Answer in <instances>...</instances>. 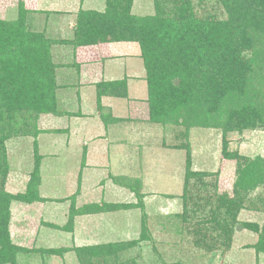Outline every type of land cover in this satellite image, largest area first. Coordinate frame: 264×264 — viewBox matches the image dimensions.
<instances>
[{"label": "rangeland", "instance_id": "1", "mask_svg": "<svg viewBox=\"0 0 264 264\" xmlns=\"http://www.w3.org/2000/svg\"><path fill=\"white\" fill-rule=\"evenodd\" d=\"M192 3L191 10L199 18L227 19L221 0ZM105 4V0H0V22L22 23L29 33L47 41L49 58L40 63L55 93V100L43 111L17 106L20 111L13 108L10 118L4 113L6 123L18 119L19 128L9 125L11 132L0 131V188L13 197L0 241L19 249L18 264H81L77 249L117 244L123 249L86 262L264 264V252L258 251L264 236V183L250 191L237 187L244 167L256 158L264 164V83L250 81L239 89L247 95L243 104L238 102L237 117L253 109L260 117L254 126L227 134L212 127V116L209 127L197 115L191 119L185 112L188 102L181 100L185 103L179 106L178 94L167 88L170 79L187 72L185 62L177 65L162 52L159 65L147 75L138 42L77 47L78 13H104ZM131 12L153 16L155 0H133ZM255 33L253 29L248 37L255 40ZM244 47L241 59L254 60L252 73L262 50L257 55L253 45ZM105 60H110L108 75L102 72ZM238 63L244 79L246 68L242 60ZM91 64L96 73L84 78ZM189 72L193 84L188 82L184 91L193 85L208 91L198 70ZM115 83L121 85L115 86L113 94ZM227 89L219 86L214 92ZM219 117L223 116L213 115ZM90 118H95V125L88 124ZM89 128L97 130L93 137H86ZM96 146L110 147L109 155L117 163L111 172L118 175L112 178L142 181L143 207L107 210L111 204L134 205L138 198L115 181H102L110 171L105 169L88 172L86 203L76 202L82 148ZM72 182L77 190H71ZM48 197L63 203L56 210L57 200ZM91 199L94 203L88 204ZM88 205L100 210L86 212ZM85 212L90 216L81 217Z\"/></svg>", "mask_w": 264, "mask_h": 264}, {"label": "trees", "instance_id": "2", "mask_svg": "<svg viewBox=\"0 0 264 264\" xmlns=\"http://www.w3.org/2000/svg\"><path fill=\"white\" fill-rule=\"evenodd\" d=\"M192 2L193 0H155L154 15L140 17L131 12L133 0H105L104 13L80 10L77 16L75 42L77 47L87 43L125 40L138 42L147 75L152 73L153 66L159 65L164 52L174 58L175 64L180 65L183 62L187 64L184 70L187 72L175 75L168 81L167 87L178 94L176 98L179 100V106L185 103L181 100L188 102L185 110L187 117L192 119V115H197L201 122H205L209 127L212 116V127L223 128L227 134L233 130L242 131L244 128L254 126V122L260 120L257 112L248 109L237 117L235 111H239L238 102L243 104L247 95L246 90L242 92L239 90L244 83L250 81L264 83V0H221L227 10V19L224 21L211 17H197L191 10ZM8 25L0 22L1 121L4 120V113L11 117L13 108L19 112L17 106H22L24 111L29 108L33 112L39 108L43 111L44 107L50 106V102L55 100L48 74L42 70L40 63L43 57H48L50 49L47 41L38 34L29 33V27L22 23ZM253 29L256 30L255 40L248 37ZM245 45L247 47L253 45V49H257L254 50L257 55L262 50L252 73L250 65L254 60L241 59ZM239 60L243 61V68H246L244 79H240L244 71L242 65L238 63ZM194 68L202 75V80L206 79L208 91H205L203 86L200 91L196 90L194 85L190 91H184L185 86L189 85L188 82L193 84L189 69ZM230 71H235V74H228ZM175 79L177 81L173 83ZM115 84L113 94L117 90L115 86L121 85ZM46 86L50 89L47 90ZM104 86V84L100 86V89ZM219 86H228L230 89L214 92ZM154 101L152 99V103ZM217 114L223 117L213 118V115ZM4 124L0 122L1 134L12 131L9 125L19 128L18 119L12 124L9 122ZM225 142L227 141L224 140L223 143ZM112 180L133 192L138 202L134 205L111 204L107 210L143 207L144 196L140 194L142 181H131L125 177H115ZM263 183L264 164L261 158H256L244 167L237 179V187L242 191L255 190ZM12 198L0 188V233L2 228H5L3 224L8 218V206ZM85 208L86 212H93L95 208L100 210L96 205H88ZM6 244L9 245L10 242ZM6 244L0 241V245L3 246L0 247V264H18L19 249L10 245L4 247ZM258 244V251L264 252V236H261ZM122 247L124 245L120 244L84 247L77 249V256L81 264H88L87 262H95L100 255L111 256L114 251L123 249ZM104 248L110 249V252L102 253L101 249Z\"/></svg>", "mask_w": 264, "mask_h": 264}, {"label": "crops", "instance_id": "3", "mask_svg": "<svg viewBox=\"0 0 264 264\" xmlns=\"http://www.w3.org/2000/svg\"><path fill=\"white\" fill-rule=\"evenodd\" d=\"M124 45H127V44H124ZM95 56L96 55H94V57ZM109 63H110V60H105V69H104V71H102V72H104L103 74H105V75H108V73L110 72V71L107 72V70H106V69H108ZM92 65L93 64H91V66H90V67H93V68L90 69L91 72L88 75H86L84 78H88L91 75V73H96V68H94L96 66H92ZM137 72H140V70L138 69ZM114 73H115V71H114ZM126 73H127V70H126ZM85 74H87V72ZM90 78H92V77H90ZM94 120H95V118H90L88 124H90V125L91 124H94L95 125L96 123L94 122ZM77 130H79V128ZM80 130H81V128H80ZM87 130H88V136H86V137H93V134L97 131V130H95L93 128H89ZM103 149L104 148L99 147V146H96V147H87V148L84 147V148H82V151H81L82 152V155L80 157L81 161L79 162V170H78V176H77L78 179H76V181H79L78 182V188H79V190H77V184H76V187L73 186V182L71 183L72 186H70L72 188L71 189L72 191H74L75 189L77 190V196H76L77 197V199H76L77 201L76 202L80 201L81 199L83 201V199H84L83 197L85 196V194H87V192L84 190L85 189L84 181H91V174H88L89 171H96V170H99V169H101V170L105 169V171L108 172L110 170L108 172V176H107L106 180H102V181H113L112 180V177L113 176H118V175H113L112 172H111L112 167L115 168V166H117V163H114L115 159L112 158L109 155L110 147H108L107 149H104V150ZM70 150H73V148H71ZM99 159H101V160L98 161ZM77 161H78V158H77ZM98 162H101V163L99 164ZM67 181H70L71 182L72 180H70V178H69ZM110 186L111 185H108V184L106 185V187H110ZM98 187H102V186H98ZM102 188H101V191H102ZM110 190H111V188H110ZM120 190L123 192L122 189H120ZM99 193H100V191L97 190V194L98 195H99ZM48 198L49 199H52L51 201L57 200L56 203H55V209L56 210L58 209V203H63L62 202L63 199H60V198L55 199L56 197H48ZM94 201H95L94 199H91L90 202H88V204H93ZM82 203L80 205L81 208H82V206H84ZM85 203L86 202H84V204ZM75 206L77 207V205H75ZM78 209H80V207ZM88 216H90V214H84L81 217H88ZM80 226L83 227V224H80V225L77 226V233H79V227ZM77 239L80 240V241L82 240V238H80L78 236H77Z\"/></svg>", "mask_w": 264, "mask_h": 264}]
</instances>
